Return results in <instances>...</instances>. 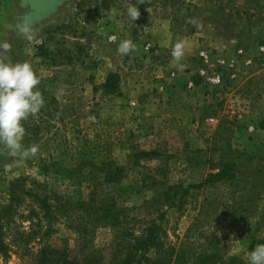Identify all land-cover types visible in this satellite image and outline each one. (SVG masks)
Returning <instances> with one entry per match:
<instances>
[{"label": "rangeland", "instance_id": "374dc122", "mask_svg": "<svg viewBox=\"0 0 264 264\" xmlns=\"http://www.w3.org/2000/svg\"><path fill=\"white\" fill-rule=\"evenodd\" d=\"M63 1L67 9L62 19L46 20L48 15L29 23L25 15L30 7L24 0H0V43L11 45L6 54L11 62L31 63L53 114L38 134L26 131L25 147L39 146L34 158L8 170L12 158L0 155V205L9 201V180L19 175L27 176L26 185L44 181L71 201L87 200L90 184H72L69 168L82 162L86 173L90 162L113 160L122 165L124 178L102 184L96 192L117 200L130 222L136 221L135 234L150 206L152 217L157 209L164 211L159 223L166 244L173 246V258L178 254L185 264H199L196 257L209 255L211 264H232L231 258L249 264V252L264 243V58L257 53L264 41L254 47L237 39L227 47L202 44L201 31L189 29L187 21L197 19V12L186 0H145L139 5L137 0ZM104 4L115 12L114 21L103 18ZM129 5H137L141 13L134 22L127 15ZM222 6L238 28L251 18L241 6ZM51 9L39 10L34 19ZM25 29L33 34L31 40ZM114 33L117 39L111 37ZM140 37L144 41L136 44ZM124 39L137 46L129 55L118 52ZM177 40L186 46L183 71L170 54ZM239 47L249 48L246 54L253 61L238 59L234 77L226 76L218 86L200 79L188 87L197 74L199 49L229 60ZM111 72L119 76L120 94L101 88ZM148 151L157 155H140ZM217 172L222 175L213 176ZM171 184L186 187L181 204L172 190L168 199L159 195ZM155 196L159 198L150 205ZM15 208V228L7 235L11 250L7 257L0 255V264H28V247L10 240L15 230H30L31 221L35 228L37 219L42 229L48 224L28 196L22 195ZM52 226L44 240L76 253L77 235L63 218ZM115 234L99 226L91 242L108 252ZM40 244L33 240L28 246L33 251Z\"/></svg>", "mask_w": 264, "mask_h": 264}, {"label": "trees", "instance_id": "16d2710c", "mask_svg": "<svg viewBox=\"0 0 264 264\" xmlns=\"http://www.w3.org/2000/svg\"><path fill=\"white\" fill-rule=\"evenodd\" d=\"M29 4L30 12L26 14L29 23L33 20H39L50 15L55 11L53 4L61 3L63 0H24ZM58 4V5H59ZM57 5V6H58ZM56 6V7H57ZM46 8H52L46 15L36 18L35 14ZM104 9L108 8L104 4ZM194 85L200 81L197 74L191 76ZM101 88L106 93L120 94V79L116 72L107 75L105 81L101 84ZM46 115V116H45ZM52 111L45 105L37 115V118L30 117L24 122L27 132L33 135L38 134L39 130L50 125L52 119ZM144 157H155V151L141 152ZM82 162L76 164L75 167L69 168L67 179L72 184H81L86 181L90 184V198L87 200L71 201L63 194L57 192L53 188L46 185L44 181L30 180V185H26L27 176H16L9 180V201L0 205V255L7 257L11 250V244L7 240L8 232L15 228L14 212L17 203L22 195L28 196L42 211V217L48 224L44 229L37 222V228L32 226L30 230H15V236L11 238V242H17L22 246H27L26 251L31 255V261L28 264H185L176 254L173 258V246L167 245L165 241V231L159 221L164 216V211L157 209V215L152 217L150 206L145 213L146 218H142V227L137 234L134 233V223L130 222L124 208L118 204L114 197L100 196L96 189L102 184H118L123 178V168L121 164L113 160H106L99 165L90 162L91 171L82 172ZM222 175V172L213 174L215 177ZM41 186V188H37ZM48 188V189H47ZM38 189V190H37ZM45 190H48L47 192ZM172 190V196H177L178 203H182L185 195L186 187L181 184H171L159 193L164 199H168L169 191ZM179 191V192H178ZM158 195V196H159ZM152 197L150 205H154L159 197ZM168 197V198H167ZM126 208V206H125ZM63 218L64 223L70 228L78 238V249L76 253H71L67 246L56 247L47 243L44 238L48 237L50 232L54 230L53 224ZM99 226H107L116 231L109 245V251L102 253L92 244V236L94 230ZM35 240L40 244L38 248L32 251L29 243ZM27 248H25L26 250ZM209 255L196 257L199 264L209 263ZM232 264H236L237 259L231 258ZM237 264H245L239 261Z\"/></svg>", "mask_w": 264, "mask_h": 264}, {"label": "clouds", "instance_id": "9594fccd", "mask_svg": "<svg viewBox=\"0 0 264 264\" xmlns=\"http://www.w3.org/2000/svg\"><path fill=\"white\" fill-rule=\"evenodd\" d=\"M145 0H137V5ZM137 5L127 7V15L131 21L140 18ZM187 23L194 28L202 27L195 18H189ZM28 33V30L25 29ZM31 40L33 34L28 33ZM137 48L131 39H124L118 45L121 55H129ZM11 51L7 42L0 43V155L12 158V163L6 168L11 170L19 167L22 162L34 158L39 152L35 143L25 147L23 141L27 135L24 122L38 115L45 106V99L39 86L41 77L36 73L30 62H11L6 55ZM171 57L176 62L178 70L186 67L182 61L186 58V46L183 40H177L171 48ZM249 264H264V243H259L248 254Z\"/></svg>", "mask_w": 264, "mask_h": 264}, {"label": "crops", "instance_id": "0c3cea01", "mask_svg": "<svg viewBox=\"0 0 264 264\" xmlns=\"http://www.w3.org/2000/svg\"><path fill=\"white\" fill-rule=\"evenodd\" d=\"M186 1H191L196 7L197 20L202 25V27L197 28V30L201 31L198 35L205 36V40L202 44H214L216 47H227L229 43L232 44V42L237 39L242 42V44H251V46L254 47L256 44L264 41V0ZM65 2L66 1H63L46 20L62 19L67 9V4ZM224 3H226L228 7H230V5L243 7L247 12L249 11V13H251V18L243 26H239L238 28L234 24L237 23L235 17L225 13L226 8L222 6ZM104 13L103 18H112L114 21L113 18H115L116 15L112 8L106 9ZM61 14H63V16ZM107 24V27H109L110 23ZM189 29L192 31L194 27L190 26ZM111 37L117 39L115 33ZM143 41L142 37H140L136 44H140ZM248 49L245 52H249Z\"/></svg>", "mask_w": 264, "mask_h": 264}, {"label": "built area", "instance_id": "2783aa9c", "mask_svg": "<svg viewBox=\"0 0 264 264\" xmlns=\"http://www.w3.org/2000/svg\"><path fill=\"white\" fill-rule=\"evenodd\" d=\"M258 56L264 58V43L257 48ZM198 66L196 73L204 84L218 86L224 82L226 76H235V66L238 59H241L244 64H250L253 60L247 56L242 47L237 48L233 59H225L218 56H213L212 51L201 48L197 53ZM188 87L193 86L191 80L187 83Z\"/></svg>", "mask_w": 264, "mask_h": 264}]
</instances>
